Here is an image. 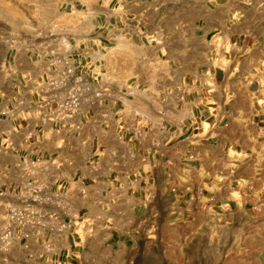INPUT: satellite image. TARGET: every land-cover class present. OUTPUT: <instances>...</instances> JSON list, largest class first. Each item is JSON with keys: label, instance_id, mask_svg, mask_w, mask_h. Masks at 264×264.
<instances>
[{"label": "crops", "instance_id": "1", "mask_svg": "<svg viewBox=\"0 0 264 264\" xmlns=\"http://www.w3.org/2000/svg\"><path fill=\"white\" fill-rule=\"evenodd\" d=\"M228 5L64 0L71 23L53 47L91 90L62 123L40 104L56 75L52 51L7 50L0 264H17L19 249L21 264H85L98 232L109 248L127 247L166 226L185 244L175 264H209L215 250L224 260L229 243L249 245L233 259L264 264V33L237 27L241 12ZM25 212L36 216L21 224Z\"/></svg>", "mask_w": 264, "mask_h": 264}, {"label": "rangeland", "instance_id": "2", "mask_svg": "<svg viewBox=\"0 0 264 264\" xmlns=\"http://www.w3.org/2000/svg\"><path fill=\"white\" fill-rule=\"evenodd\" d=\"M64 0H0V63L9 48L16 45L37 46L43 51L55 50L56 36L63 21L71 23L70 10L63 6ZM230 10L240 11L237 27L254 29L264 33V0H226ZM82 6L79 7L81 9ZM68 14V15H67ZM65 16V18H64ZM46 49V50H45ZM99 101L96 103L98 104ZM147 230V229H146ZM160 231V235L159 232ZM176 229L168 226L159 230L145 231L140 238H135L127 247L114 244L112 248L101 240L88 244L85 264H175V255L184 252L185 244H175ZM183 237L185 229L178 230ZM241 234L242 231L236 232ZM231 235V233H230ZM227 235L226 236H230ZM184 240V238H183ZM248 244H225V259L216 260V250L209 253V264H249V261L233 259L235 250H243ZM261 245H257L259 250ZM216 249V245H214ZM21 249L17 253V264L23 258ZM214 254V255H213ZM23 261V260H22Z\"/></svg>", "mask_w": 264, "mask_h": 264}, {"label": "built area", "instance_id": "3", "mask_svg": "<svg viewBox=\"0 0 264 264\" xmlns=\"http://www.w3.org/2000/svg\"><path fill=\"white\" fill-rule=\"evenodd\" d=\"M53 65L57 67L56 75L52 77L46 84L48 97L40 103L45 109L43 118L50 122L62 123L78 116L84 105L88 103L87 95L91 90V85L88 79L83 75L78 74L74 63L72 62L67 52L65 56L58 48L51 52ZM101 96L97 92L95 98ZM92 105L96 102L89 101ZM36 216V213L25 212L20 218L21 224L30 223ZM10 232L4 234V238H8Z\"/></svg>", "mask_w": 264, "mask_h": 264}]
</instances>
